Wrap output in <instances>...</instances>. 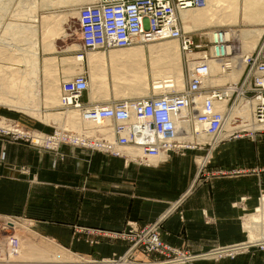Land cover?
<instances>
[{"label": "built area", "instance_id": "obj_1", "mask_svg": "<svg viewBox=\"0 0 264 264\" xmlns=\"http://www.w3.org/2000/svg\"><path fill=\"white\" fill-rule=\"evenodd\" d=\"M204 5V0H93L80 5L76 21L82 50L127 48L139 41L176 39L186 57L184 89L111 104H92L87 97L88 75L83 71L62 81L59 101L62 108L76 110L94 133L77 134L54 127L51 133H46L7 119V127H0V135L61 160L65 158L62 146H69L151 166L168 161L172 154L185 155L190 150L210 153L220 143L217 137L224 131L229 114L241 106L251 112L254 124L260 128L257 132H264V38L259 48L250 53L239 51L233 38H226L224 28L200 34L202 43H195L183 31L179 12ZM232 59L243 67L238 80L208 86L207 80L212 75L209 63H217L220 67L217 74H221L231 69ZM202 135L209 140L202 141ZM205 167L198 165V174H203ZM221 174L224 172H212V176ZM161 233L159 219L142 226L130 224L114 237L131 243L127 257L135 251L142 255H166L165 264L201 258L180 253L163 241ZM12 241L14 238L8 237L3 243ZM231 253L234 254H226Z\"/></svg>", "mask_w": 264, "mask_h": 264}, {"label": "crops", "instance_id": "obj_2", "mask_svg": "<svg viewBox=\"0 0 264 264\" xmlns=\"http://www.w3.org/2000/svg\"><path fill=\"white\" fill-rule=\"evenodd\" d=\"M75 5L69 10L81 4ZM34 128L46 130L40 124ZM225 149L219 144L203 165L204 171L224 174L211 175L196 186L202 175L196 157L207 156L205 150L172 154L166 162L144 166L98 151L62 146L65 158L61 160L0 135V215L26 218L35 232L93 262L110 257L112 248L118 254L125 252L126 242L113 240L115 233L130 224L142 226L159 219L162 239L182 250L197 254L212 246L236 243L239 199L247 207L253 204L255 185L248 170L233 168L232 162H216ZM257 172L263 173L258 186L264 194V172ZM240 180L245 184L241 189ZM136 255L142 257L139 252ZM202 264H255V256Z\"/></svg>", "mask_w": 264, "mask_h": 264}, {"label": "bare ground", "instance_id": "obj_3", "mask_svg": "<svg viewBox=\"0 0 264 264\" xmlns=\"http://www.w3.org/2000/svg\"><path fill=\"white\" fill-rule=\"evenodd\" d=\"M12 1L0 0L1 14H10L13 18L12 21L3 23L4 16L0 14V60L3 62L0 64V105L29 114L45 124H54L68 131L71 129L70 131L88 135L94 133L92 127L82 121L76 110H66L60 104L62 82H59V67H63L61 78L62 81H66L76 75L83 61L86 62L87 97L92 104H111L117 99L142 98L152 96L149 93L158 95L162 92H180L184 89L183 53L176 39L139 41L131 47L113 48L107 52L88 51L85 56L78 52L73 54L74 56L49 55L60 52L57 41L71 35L66 26L70 18L77 14V10H74L76 13L49 11L50 13L41 15L38 11L73 6L75 3L85 4L84 2L93 0H29L30 2L25 1L27 4L24 0H14L16 3H12L13 6ZM204 1L205 5L202 8H190L179 12L184 32L197 30L199 29L197 26L200 27L201 24L211 27L217 22L222 27H228L224 28L226 38L238 40L244 53H250L257 48L263 32V28L259 26L264 25V0ZM25 19L29 24L22 22ZM239 22L248 27L234 30L231 26H236ZM78 47L76 43H70L61 51L71 52L78 50ZM147 53L149 70L146 64ZM232 60L229 61L231 69L221 74H217L220 68L218 64L210 62L212 75L207 80V85L237 81L243 67L239 61L235 63L234 59ZM197 101L199 102L200 98ZM40 104L48 108L56 106L59 112L43 113ZM3 126L7 127L4 118L0 120V127ZM235 129L257 131L260 128L254 124L249 109L241 106L229 114L224 131L217 138L219 140L226 138L238 131H234ZM107 139L111 138L108 136ZM201 140L208 141L209 138L202 135ZM205 163L206 159L200 160L199 168ZM244 224L248 233V244L264 245V200L257 208V212L250 214ZM20 226L15 228L16 234H13L15 241L8 243L0 241L2 242L0 264H130L125 261L126 256L117 262L83 260L84 258L74 256L72 251L54 242V239L43 237L26 225ZM3 237L7 240L8 236ZM240 245H232L229 249L219 248L213 255L243 248Z\"/></svg>", "mask_w": 264, "mask_h": 264}, {"label": "rangeland", "instance_id": "obj_4", "mask_svg": "<svg viewBox=\"0 0 264 264\" xmlns=\"http://www.w3.org/2000/svg\"><path fill=\"white\" fill-rule=\"evenodd\" d=\"M25 1L30 2L29 0H24V3H26V4L28 2H25ZM12 3L15 4L16 2L14 3V0L11 2V5L13 6ZM84 3H86V2H84ZM75 4H77V3H75ZM80 4H83V3H78V5H80ZM2 5L4 6V4H2ZM70 7H71V5L67 6V7H59V8L53 9V10H49V9L42 10L41 9L38 12H39V15H41V14L50 13L49 11H65V12H67V11L68 12H72V11L75 12L76 11V10L75 11L74 10H69ZM0 14H1V11H0ZM1 15L4 16L2 18L3 19V23L13 20V18L10 17L11 16L10 14H8V15L7 14L6 15L1 14ZM75 17L77 18V14L74 15V17L72 16L70 18L69 23L71 25L68 23V25L66 26V28L68 29L69 35L70 34L71 35L68 36L66 39L64 38V39H60V40L57 41V48H58V50L60 52L49 54V55H56L58 57L67 56V55L68 56H72L73 54L75 55L78 52V54L83 53V54H80V55L85 56L88 51L89 52H91V51H104V52H107L108 50H103V49H98V48H96V49H87L86 51L81 49V47L79 45L80 40H79V35H78V25H77V21H76ZM22 22L24 24H29V21H26V19L22 20ZM215 22H216V20H215ZM215 22H210V24H214ZM215 24L218 27L216 25L208 27V26H205L207 24H201L200 27L197 26L199 29L191 31V32H186V33H188V34H190L192 36V38L194 39L195 43H202V38L200 37L199 33H201V32L202 33L210 32V31H212V30H214L216 28H228L227 26H223L222 27V25H218L217 22ZM231 27L234 30H237L239 28H246L248 26H245L242 22H239L236 26H231ZM259 27L263 28V32H264V25L259 26ZM263 32L261 34V37H260V40H259L257 48L260 46V44H261V42H262V40L264 38V35H263L264 33ZM169 39L170 38H168L166 40H169ZM70 43H76L77 45H79V47H78L79 49L77 48L78 50H75L76 52L73 53V54H72V51L71 52H62L61 50L66 45H68ZM234 44L238 47L239 51L241 50L244 53V51L241 48V44H240V42L238 40H234ZM257 48H255V49H257ZM146 57H147L146 58L147 59L146 64H147V68L149 70L148 53L146 54ZM182 58H183L182 59V66H183V70H184V78H185L184 86H185L186 85V75H185V73H186V71H185L186 70L185 69L186 57H185L184 54H182ZM1 63H3V62H1V60H0V64ZM62 71H63V67H59V71H58V74H59L58 77L60 78L59 82H62V80H63L61 78L62 75H63ZM83 71L87 72V64L84 61L81 64V69H79V71L77 70L76 75L81 73V72H83ZM151 82L152 81H151V77H150V74H149L150 86H151ZM227 82H230V81H227ZM227 82H225V83H227ZM232 82H234V81H232ZM225 83H223V84H225ZM214 84H216V83H214ZM223 84H217V85L209 84L208 86H220V85H223ZM109 93L112 94V91H110ZM149 94L153 95V93H149ZM117 100H119V99H117ZM41 104H42V102H41ZM54 107L55 108H53V107L52 108L51 107L48 108V107H44L43 105L40 106L41 112H43V111L44 112L45 111H47V112L48 111L49 112H54V111L55 112H59L58 107H56V106H54ZM0 111L2 112V114H0V115H2V116H0V120L2 121V119L4 118L6 124H7V119H13V120H16L18 123H20L22 126H24L27 129H36V130H40L42 132H45V131L48 132V131L53 130V127H54V128L60 129L59 131L75 132V131H70L71 130L70 129V124L68 126V128L70 130L68 131L67 129L65 130L64 128L56 127L54 124H50V123H46L45 124L44 122H41V120L37 119L36 117H33V116H31L29 114H25V113L23 114L22 112L16 111V110L11 109V108H8L7 106L0 105ZM38 124L43 125L46 128V130L43 131L41 129L34 128ZM5 127L3 126L2 128H5ZM236 130H238V131H236ZM234 131H236V132L226 136V138L220 139V143L219 144H222L226 149L224 151H222L223 152L222 154H219L216 162L223 163L224 165H230V164L233 163V168L237 167V168H243V169L248 170L249 174H250L248 178H250V180H252L254 182V185H255V198H254L253 204H250V206L247 207L246 203H244L243 199H241V198L239 199V218H238L239 241L236 242V243H232V244L212 246L206 251H203V252H200V253L197 252V254L193 253V252H190L188 250H182V249H179V248L175 247L180 253H183V254H186V255L190 254L192 256L193 255L194 256L195 255L201 256V258L193 260V261L188 260V262L175 263V264H202L204 262H218V261L223 260V259L234 260L237 257H241V256H243L245 254H251V253H253L254 256H255V264H264V245L263 244H258V245H255V244H250L249 245L248 244L249 238H248V233L246 232V228H245V224H244L245 220L247 219V217H249L250 214H253V213L257 212V208L261 206V203L264 200V197H263L264 194H262V192H261L262 188H260L258 186V183L263 180V175H262L263 173L260 172L259 174H257L258 173L257 172L258 169H260L261 171L264 172V132H259V131L257 132V131H254V130L253 131L252 130L251 131L250 130L239 131V129H235ZM75 133L79 134L81 132L76 131ZM219 144L217 146H219ZM213 150L214 149L211 150V153H212ZM211 153L206 154L207 156H204V157H202V156H197L196 157V166H197V168H198V165L200 163L199 162L200 160H202V159H204L206 157H208L207 161L210 160L209 158H210ZM226 167H228V166H226ZM218 171L219 170H213L212 172H218ZM212 172L210 173V171H203V174H202L203 176L202 175H198L197 180H196V186L199 185L201 183V181H202V183H204V181L209 180L211 175H212ZM239 179H244V177H240ZM242 182L243 181L240 180V183H239L240 189H241V186H245V184L242 183ZM168 208H170V205H168ZM3 216H5V217H3ZM9 218H12V219L10 220ZM20 225H22V226L26 225L29 229H32L34 231L33 223L31 221L27 220L26 218H22V217L17 216V215H1L0 216V241L3 242L5 240V238L3 237L4 235L8 236L9 239H12L14 237L13 234H16V231H15L16 230L15 229L16 226L18 227ZM12 229H13V231H12ZM41 236H43V235H41ZM8 237L6 239H8ZM43 237H46V236H43ZM112 239L126 242L127 249H129V247L131 246V243L128 240H126V239H123V238H120V237H115V238H112ZM240 244H242V245H240ZM232 245H238V246L240 245V247L243 246V248L241 247L238 250L229 251V252H234V254L231 253V254L227 255L226 254L227 252H224L223 255L222 254L213 255V252L218 251L217 249L226 248V247H228L227 249H229V246H232ZM109 249L106 250V251L108 252ZM127 249L122 254L121 253L118 254L117 250H115V248H112V250H111L112 252L111 253H113V254H110V257L106 258L105 261L106 260H110V261L117 262V261L123 259V257L126 256ZM136 252H138V251H135L131 257H127L126 256V258H125L126 260L125 261L127 263H130V264L131 263L132 264H165L164 263L165 260H168V258H166L167 257L166 255H158V254H155V255L154 254H151V255L143 254L142 257H137ZM72 254H74V253H72ZM74 256H78L81 259L84 258V257H81L80 255H76V254H74ZM173 257L174 256L171 255V258H173ZM83 260H85V259H83Z\"/></svg>", "mask_w": 264, "mask_h": 264}]
</instances>
